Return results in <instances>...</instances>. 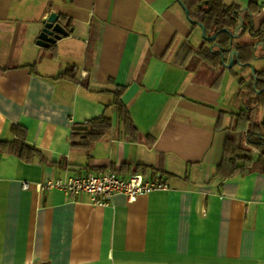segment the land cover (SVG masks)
Here are the masks:
<instances>
[{
    "label": "crops",
    "instance_id": "1",
    "mask_svg": "<svg viewBox=\"0 0 264 264\" xmlns=\"http://www.w3.org/2000/svg\"><path fill=\"white\" fill-rule=\"evenodd\" d=\"M223 1L255 2L254 29L264 26V0ZM52 13L70 36L41 49ZM202 37L176 0H0V142L21 127L47 159L27 164L0 149V264H264V175L242 174L260 157L247 132L264 111L249 106L252 71L236 58L214 84L197 54ZM251 66L264 72V59ZM71 68L75 79L62 76ZM121 88L135 131L114 104ZM103 117L108 134L90 151L72 148L90 131L83 125ZM236 144L257 155L222 180ZM107 173L168 189L96 208L88 196L35 188Z\"/></svg>",
    "mask_w": 264,
    "mask_h": 264
},
{
    "label": "trees",
    "instance_id": "2",
    "mask_svg": "<svg viewBox=\"0 0 264 264\" xmlns=\"http://www.w3.org/2000/svg\"><path fill=\"white\" fill-rule=\"evenodd\" d=\"M184 1V2H183ZM183 4L189 12L190 20L202 25L208 38H211L218 34L221 30H228L232 35H237L238 38L234 40L231 44V38L228 34H221L217 41L214 43L204 42L200 48L198 57L200 59L209 62L213 69L210 72L212 77H214V84L217 86L221 81L223 72L225 71V65H229L231 55L230 53H225L224 58L219 54L220 50L228 51L232 45L231 53H238L240 57V64L243 66H250L256 60H263L264 56L259 58L256 55V47L260 44L264 48V26L255 31L254 25L252 23L253 15V5L247 9H243L240 6L232 5L227 6L224 4L223 0H183ZM250 36L256 43L247 45H234L236 41ZM213 50L211 51V49ZM264 52V50H263ZM201 61V60H200ZM229 62V63H228ZM74 68L68 69L62 76H72L75 79ZM253 82L250 86L245 87L248 91V102L249 106L253 108H259L264 111V72H256V81L252 79ZM247 80L240 83L241 86H246ZM126 89H119L114 95V104L120 120L126 126L129 131H135L133 121L130 117L129 110L122 101V97ZM261 92V94H257ZM248 106V108H250ZM84 127L90 128L89 133L83 135H76L79 141L76 143L74 141L72 148H83L90 151L95 145L100 142L111 130L112 120L103 117L101 119L93 120L83 125ZM12 136L14 140L11 142H0V149L2 152H6L11 156H16L20 158L27 164H30L36 157H40L42 161L47 162L44 154L31 147L26 143V130L21 127H14L12 129ZM247 142L250 147L258 150L260 152V157L247 169L246 173L242 174H252L259 173L264 175V118L262 122L257 123L250 119V128L247 132ZM0 150V151H1ZM240 148L238 144L232 150L225 155L222 166L220 167L219 178L226 180L232 177L236 165L240 161L248 160L246 157H242L239 153Z\"/></svg>",
    "mask_w": 264,
    "mask_h": 264
},
{
    "label": "built area",
    "instance_id": "3",
    "mask_svg": "<svg viewBox=\"0 0 264 264\" xmlns=\"http://www.w3.org/2000/svg\"><path fill=\"white\" fill-rule=\"evenodd\" d=\"M22 187L24 191L30 190L29 183H23ZM35 188L40 194L52 191L63 192L73 201L88 196L90 205L96 208L108 207L117 196H124L130 202H134L140 196L168 189L164 184L146 182L141 175H133L124 180L113 173L102 176H74L69 179L35 184Z\"/></svg>",
    "mask_w": 264,
    "mask_h": 264
},
{
    "label": "water",
    "instance_id": "4",
    "mask_svg": "<svg viewBox=\"0 0 264 264\" xmlns=\"http://www.w3.org/2000/svg\"><path fill=\"white\" fill-rule=\"evenodd\" d=\"M176 2L180 5V7L183 9V11L185 12V15L187 17V20L189 21L190 24L197 26L201 29L202 31V36L205 42L207 43H214L217 41L218 37L221 34H228L231 38V44H233L234 40H236L238 38L237 35H232L228 32V30L224 29L221 30L218 34H216L215 36L208 38L207 34H206V30L205 28L196 23L193 22L192 20H190L189 17V12L188 10L185 8L184 4L182 3L181 0H176ZM73 31H71L72 33ZM70 36V33L67 31V29L65 28L64 24L61 22L60 17L55 14L52 13L45 21L43 24V29L39 35L38 41H37V47L41 48V49H50L52 46L56 45L58 42L62 41V39L64 38H68ZM258 48H262L264 50V48L259 44L256 47V51L258 50ZM213 50V48L211 49V51ZM232 51V45L230 47V49L228 51L225 50H220L219 54H221V56L224 58V54L225 53H230L231 55V59H230V64L229 65H225L224 60L223 61V65L225 66L226 69L230 70L234 67L235 64V58H236V63L240 68H246V69H250L252 71V77L254 79V82L256 81V72L254 70V68L250 65V66H243L240 64V57L239 54L234 52L231 53ZM257 94H261V92H258Z\"/></svg>",
    "mask_w": 264,
    "mask_h": 264
},
{
    "label": "rangeland",
    "instance_id": "5",
    "mask_svg": "<svg viewBox=\"0 0 264 264\" xmlns=\"http://www.w3.org/2000/svg\"><path fill=\"white\" fill-rule=\"evenodd\" d=\"M202 40L204 41L203 37H202ZM204 42H205V41H204ZM192 45H193V44H192ZM185 55H187V56H189V57L191 58V57L194 56V52H193L192 49H191V50L186 51ZM190 65H191V64H190ZM237 72H240V73H241L240 70H238ZM247 148H248V147H246V149H244V151L241 152V155H242V156L244 155V157H245V156H249L251 159H252V158H255L256 155H257V152H256V151L254 152V150L252 151V150L247 149ZM250 148H251V149H254V148H252V147H250ZM255 150H256V149H255ZM243 152H244V153H243Z\"/></svg>",
    "mask_w": 264,
    "mask_h": 264
}]
</instances>
